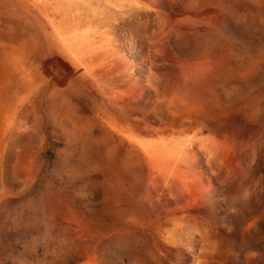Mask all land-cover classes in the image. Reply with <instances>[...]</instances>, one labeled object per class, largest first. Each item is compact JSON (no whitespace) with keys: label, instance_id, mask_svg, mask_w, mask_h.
I'll return each mask as SVG.
<instances>
[{"label":"rangeland","instance_id":"rangeland-1","mask_svg":"<svg viewBox=\"0 0 264 264\" xmlns=\"http://www.w3.org/2000/svg\"><path fill=\"white\" fill-rule=\"evenodd\" d=\"M0 264H264V0H0Z\"/></svg>","mask_w":264,"mask_h":264}]
</instances>
